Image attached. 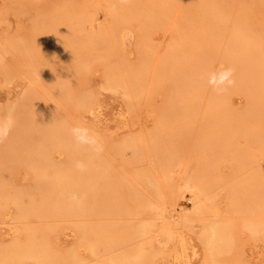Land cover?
I'll return each mask as SVG.
<instances>
[{
  "label": "bare ground",
  "instance_id": "1",
  "mask_svg": "<svg viewBox=\"0 0 264 264\" xmlns=\"http://www.w3.org/2000/svg\"><path fill=\"white\" fill-rule=\"evenodd\" d=\"M136 2L124 0L122 5L106 7L115 24L111 26V30L106 26L99 28L100 32L84 31L85 22L79 17L63 22L56 14L52 15L47 27L40 15L43 10L39 8L41 12H36L39 15L33 18L31 27L23 28L19 34L9 36L0 43V73L7 82L9 76L14 74L12 72L17 62L13 63L11 59H17L28 65L27 68L30 66L31 71L46 81L42 85L47 93L57 99L73 97L76 108L84 110L89 109L99 99L100 93L78 89L75 80L89 73L94 65H102L106 72L103 82L105 87L125 88L126 102L134 107L141 98L150 95L151 85H154L148 57L142 55L137 61H128L124 65H117L119 61L113 58L116 57L118 47L125 44L121 40L122 34L127 36L131 33L133 37L138 31L132 25L134 17L142 18L138 27L145 37L150 36L153 25L160 24L152 14H138ZM160 4L164 11L173 8V0H161ZM196 6L203 9V16L207 25L213 27L214 34L226 32L222 54L227 53L226 55L232 57L240 52L242 57L247 58V72L237 69L248 80L247 84H257V78L264 82V48L259 40L253 38L243 15L228 13L227 7L217 0H192L184 14L187 17L192 15ZM91 17L93 16L87 15L85 20L93 19ZM130 20L133 22L130 23ZM74 27L83 28L80 35L76 36V30L72 31ZM168 64L166 58L165 64L159 68L162 75L169 80V93L159 108L154 126L142 135H131L111 143L114 152L121 154L126 147L133 146L138 161L142 156L145 157L144 154L149 153L154 158L150 163L156 164L158 173L152 172L148 166L149 169H135L133 176L127 177L98 157L87 145H78L70 132L71 122L68 123L64 115L56 112L52 106H42L43 91L36 89V93L30 89L27 90L28 94L26 91L24 98L20 96L21 99L17 97L14 101L10 100V103L0 105V120L6 118L9 107H14L13 129L23 131L19 137L0 143V215L9 216L12 213L15 220L26 219L19 236L9 243H0V264H28L29 261L41 264H152L158 251L146 250L143 242L137 239L151 233L153 222L145 215L146 217H140L136 221L121 224L106 220L104 215L145 214L150 207L159 208L160 211H155L161 214L168 201L167 196L178 189L177 194H184L183 197L187 196L186 189L194 190L195 193L192 209L183 216L184 225L188 226L192 219L201 222L198 236L205 252L201 264H246L238 253L241 248L237 249V226L241 222L250 233L249 237H264V177L255 172L236 175L235 171L241 167L243 169L254 165L251 163L252 150L250 152L253 145H238L239 139L236 138L243 134L248 143L255 139L256 136L250 130L243 132L241 123H246L248 112H264V93L257 100L251 99L243 110L234 111L227 106L229 104L225 102L224 94L222 111L215 109L204 114L202 124L194 130L189 110V100L193 94L192 78L187 71L168 74ZM231 88L233 90L236 87ZM227 96L230 99V95L226 94V98ZM34 105L35 110L34 107L31 110L29 106ZM22 111L24 114H21ZM227 112H230L232 126L222 119ZM193 135V144H188L193 153L190 152L191 157H188L196 161L191 160L195 164L182 179L186 184L185 191L182 192L183 186L177 187L180 183L174 182L172 174L174 167L183 160L180 152L187 148L189 141L186 138ZM183 141L185 146L182 145ZM259 149L264 155V144ZM55 152L65 158H54ZM226 155L231 156L229 161L234 174L220 175L218 165ZM254 156L260 158L258 154ZM76 161H82L86 169L78 170L75 167ZM19 166H27L35 174L32 185L20 186L14 183L15 175H20L14 168ZM219 180H224L223 183L228 186L226 195L228 194L231 203L230 210L240 213L239 218L229 215L213 216L217 215L218 208L211 198L215 195L213 188ZM74 193L82 197L79 206L70 199ZM93 214L97 215L96 220H90L86 216L78 217L74 220V226L71 225L72 231L74 229L79 234L77 243L63 249L54 248L50 237L58 226L55 227L50 222L51 219ZM31 216L37 220L32 221ZM5 217L7 216L2 217V221ZM165 224L163 228L168 233L169 241L179 243L170 250L174 264H189L192 257L199 254V248L196 244L189 246L187 236L179 237L176 231L169 230L167 223ZM13 227L15 228L14 225ZM82 248L89 255H83L80 251ZM164 250L165 248L161 251Z\"/></svg>",
  "mask_w": 264,
  "mask_h": 264
},
{
  "label": "rangeland",
  "instance_id": "2",
  "mask_svg": "<svg viewBox=\"0 0 264 264\" xmlns=\"http://www.w3.org/2000/svg\"><path fill=\"white\" fill-rule=\"evenodd\" d=\"M123 1L124 0H37V3L36 0H0V43L4 42V40L9 36H15L19 34V32L24 30L26 27H31L33 23L32 21H34L33 18L35 19V17L39 15L36 12L39 13L42 10L43 11L40 13V15H42L43 19L45 20L47 27L51 18L54 16L53 14H56L63 19V22L66 20L73 21V18L77 17L81 18V20L85 22L84 31L86 32L93 30L95 32H100L99 28H103V26L109 27L110 29L111 26L115 24V21H113L106 7H110L109 5L114 4L122 5ZM136 1L135 7L138 11V14H152L154 18L160 21V24L153 25L154 27L150 28V30H152L151 33L149 32L150 36L147 35L148 37H145L144 32L138 27L142 18H131L134 20V22L133 20H130V23L133 22L132 25L135 26L133 27L138 31H136L135 35L131 39L127 40L124 46L121 45L118 47L116 57L113 58L114 60L119 61V63L116 62L117 65H124L128 61H137L139 58L143 57L142 55H146L148 57L150 62V73H152L154 85H151L152 91L150 95L141 98L138 102H136L137 104H135L134 107L132 106L133 108L130 107L126 102L127 97L124 95L126 94L125 88L120 86L116 88L105 87L103 82L105 80L106 72L105 69L102 68V65H94V67L91 68V71H89V73L87 72L88 74L86 73L85 76H79L75 80L76 87L79 86L78 89H82V91L91 90L96 93H100L98 94L99 99L95 101L93 105L89 107V109L86 108L87 110L76 108V105H74L75 99H73V97L71 99H57L51 96L50 93H47L43 88L44 86L42 84H44V82L46 83V81L33 70L32 72L30 66L27 68L28 65H24V63L22 64V62H19L17 59H11L13 63L16 61L17 62L15 63V67L12 72V74H14L9 76L7 82L3 74L0 73V105L8 103L10 100L14 101L17 97H19V99L24 98L26 94H28L27 90L30 89L36 93H38V90L43 91L44 99L42 101L44 102L41 101L42 106H47L49 108L52 106L56 112H59V114L62 116L64 115L63 117H65L68 123L71 122L69 125L72 127H85L89 129L91 134L97 135L103 145V151L101 154H98V157L104 159L105 162L107 161L106 163H108L110 166L112 165L113 167L119 169V171L127 177L133 176V171L139 168L149 169L150 167L152 172L155 171V173H158L156 164H154V167V165L150 163L152 162L153 157L149 153L144 154L145 157L142 156L143 158L141 157L138 161V159L136 160L135 158L134 153L136 151L133 146L126 147L124 149L125 152H122L121 154L114 152L115 150L111 147V143H113V141H121L128 136L130 137L131 135H142L149 131L156 123L158 119L159 108L168 98L169 93V80L167 76L162 75L159 69L163 63L165 64L166 58H168L169 63L168 74H174L178 71H187L189 73V77L192 78L191 81H193V94L189 100V110L192 116V126L194 130L199 127V124H202L201 122L205 117L203 116L204 114H208L215 109L222 111L221 104L223 101H225L223 100L224 94L226 99L225 102L229 104L227 106L229 109L234 111L239 109L243 110L247 107L248 102L251 99L257 100L261 93H264V82L262 80L257 78V84L250 82V84H253V86L248 85V80L244 75L239 74L237 70L239 69L247 72L245 67L248 61L247 58L242 57L240 52L234 54L232 57L226 55L227 53L225 55L224 53L222 54L225 47L226 32H222L218 35L214 34L212 29L213 27H211L210 24H208L209 26L207 25V22L203 16V9L201 7L196 6L193 10V14L188 17L186 16L187 14H184L187 5H189L192 0H188L189 2L187 0H173V8L170 11H164L161 9V0ZM217 1L227 7L228 13L242 14L244 20L250 26V32L252 33L253 38L259 40L262 47L264 48V0ZM101 5L102 7H99ZM22 11L23 13H21ZM87 15H92L93 17L91 18L93 19L85 20V16ZM50 26L51 25H49V27ZM73 30H76V36H78L81 34L80 31H82L83 28L74 27L72 28V31ZM113 63L115 64L114 61ZM221 66H231L235 69L234 79L236 83L233 87L236 88L233 90L232 88L229 89L223 95H216L207 81L208 76L212 72L218 71ZM36 74L38 76H36ZM226 94L230 95V99H228L229 96L226 98ZM20 96L22 97L20 98ZM29 107L30 109L34 107V110L36 108L35 105ZM21 114H24V111H22ZM222 119L232 126L230 112H227V114ZM246 119V123H241V127L244 133L247 130L253 132V135L256 136L253 140L254 143H248L243 134L237 136L236 140L239 139V142H237L239 143L238 145L243 144L241 146H244L245 144L253 145L251 147L249 145L247 146L252 148L250 149V152L252 150V152H254L256 155L258 154L261 159L258 157L255 158V154L251 152V157L254 159H251V163L253 162L254 165L246 166L247 168L244 167L243 169L241 167L240 170L235 172H237L236 175H241L245 172H255L259 174V176L262 175L263 178L264 159L262 157H264V155L259 148L261 144H264V112L259 110H255L251 113L248 112ZM22 134L23 131L17 130L15 128L11 131L8 139H14ZM262 135L263 138L261 137ZM193 137L194 135L186 138L188 139L187 141H189L188 143L186 140H184L187 145L183 141L182 145H186L187 148L181 149L183 150V152H180L183 154V160L174 167L172 174L174 182L176 184L180 183V186L178 185L177 187H181L182 185L183 189L186 188V184L183 183L184 180L182 179H184L186 172L190 171L193 164H195L194 162L192 163V161L195 160L194 158L193 160L191 158L192 161L190 160L193 149L189 147V145L193 144L192 142L195 140ZM258 140L261 141L258 142ZM53 155L54 158L58 160L65 158V156L59 152H55ZM189 155L190 157H188ZM229 155H226L218 165V172L220 175H223L222 173L234 174V171L231 170V162L229 161V157L231 156ZM258 162H260V164ZM153 163L156 162L153 161ZM27 168V166H19L14 168V171L17 169L18 171L16 170V172H20V175L15 173L18 176V178L16 175L14 177L15 184L20 186L32 185L35 174ZM223 181L224 180H219L213 188V193L215 191V195L213 194L211 199L218 208L217 215L213 216L220 217V215H229L234 218H239V216H241L240 213L230 210L231 203L227 197L228 194L226 195L228 192V186H226L224 184L225 182L223 183ZM219 184L221 185L219 186ZM183 189L181 188L182 192L185 191V189ZM186 191L187 193H185L187 196L184 197V194L178 195L177 192L173 194L170 193L171 196L169 194L166 198L168 200L165 203L166 209L164 208V211H162L161 214L156 213V211H160L159 208L156 207V209L150 207V209L145 214L136 213L123 215L121 213H117L115 215L104 216L106 217V220L116 221L121 224L129 221H136L140 217L147 216V218L153 222L151 226L152 231L150 234L146 235V237L148 236L147 238L142 237L137 239V241L141 243L143 242L144 248H146V250L152 249L153 251H158L154 260L151 262L152 264H174V257L170 255V250L174 249L176 244L179 243L174 240L169 241L168 233L163 228V225H166L165 223H167L169 230L176 231L179 237L181 235H184L185 237L187 236L186 238H188L189 246H191V244L197 245V248H199L200 252L196 257H192L189 264H201V261H203V258L205 257V252L200 245L198 236V233L201 230V222L197 219H192L193 221H196H190L188 226L186 224L184 225L185 218L183 215L192 209V199L195 197V193H193L194 190L191 191L186 189ZM172 197L174 200L171 199ZM4 216L7 217H5L2 221V217ZM4 216L0 215V243H9L20 235V228L26 219L15 220V217L12 213L9 216ZM71 216H60L51 219L50 222L53 223L54 226H58L55 231L56 233L53 232L50 237L51 244L54 246V248L56 247L57 249H63L66 248V246L68 247L74 243H77L80 237L79 234L74 231V229L72 231V227L74 226L75 222L74 220H77L78 217H87L90 220H96L97 215ZM30 219L32 221L37 220L34 216H31ZM236 233V238H238L237 249H239V247L241 248L238 252L240 254L241 260L244 259L243 261L246 264H264V237H249L250 233L241 225V222L237 226ZM164 248L165 250L162 252L161 250ZM190 249L191 247L188 248L189 252H191ZM80 251L83 253V255H89V253L83 248L80 249ZM223 254L228 255L227 253ZM90 257L94 258L93 255ZM29 262L28 264H41L37 261Z\"/></svg>",
  "mask_w": 264,
  "mask_h": 264
},
{
  "label": "clouds",
  "instance_id": "3",
  "mask_svg": "<svg viewBox=\"0 0 264 264\" xmlns=\"http://www.w3.org/2000/svg\"><path fill=\"white\" fill-rule=\"evenodd\" d=\"M131 38V33H128L127 36L122 34V43H126L127 40ZM234 75L235 69L233 67L221 66L218 71L212 72L208 76L207 82L216 95H223L229 88L235 85L236 81L234 79ZM14 111V107H9L6 118L0 120V143H3L5 140H7L11 134L14 125V120L12 118ZM70 132L78 145H87L93 152L97 154L103 151V145L100 142L98 136L91 134L88 128L74 126L70 129ZM75 167L80 171H84L86 169V165L82 161H76ZM70 199L77 206H79L82 202V197L75 193L70 197Z\"/></svg>",
  "mask_w": 264,
  "mask_h": 264
}]
</instances>
